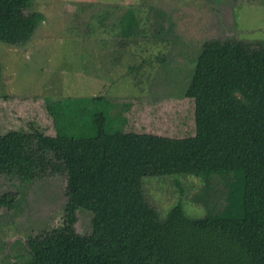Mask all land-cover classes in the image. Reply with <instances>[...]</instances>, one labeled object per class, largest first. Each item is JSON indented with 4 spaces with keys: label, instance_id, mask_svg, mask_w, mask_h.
<instances>
[{
    "label": "trees",
    "instance_id": "obj_1",
    "mask_svg": "<svg viewBox=\"0 0 264 264\" xmlns=\"http://www.w3.org/2000/svg\"><path fill=\"white\" fill-rule=\"evenodd\" d=\"M33 1L0 0V42L33 41L45 18ZM142 24L128 9L123 50ZM2 84L0 65V106L15 125L0 132V175L67 177L63 226L28 240L29 264H264V45L207 44L183 98H130L120 127L98 108L109 100L95 97L65 100L62 132L51 101L3 95ZM89 109L93 122L74 130ZM173 176L224 178L226 207L190 217L179 199L161 217L145 180ZM15 206L13 196L0 198V211ZM81 211L94 215L90 235L77 231Z\"/></svg>",
    "mask_w": 264,
    "mask_h": 264
},
{
    "label": "rangeland",
    "instance_id": "obj_2",
    "mask_svg": "<svg viewBox=\"0 0 264 264\" xmlns=\"http://www.w3.org/2000/svg\"><path fill=\"white\" fill-rule=\"evenodd\" d=\"M32 3L31 11L45 17L33 41L23 47L0 42L3 95L46 98L58 113L64 110L65 100L102 97L109 104H99L98 108L108 110L114 127L122 125L120 113L130 98L153 104L183 98L207 44L264 45V0ZM130 8L137 10L143 24L123 50L126 45L119 36V23ZM103 14L108 16L100 24ZM142 29L148 32L144 34ZM27 106L29 113L33 105L30 102ZM4 115L0 106V132L7 129L6 125L15 127L5 124ZM58 116L59 128L65 132L62 115ZM90 118L93 122L91 109L76 118L74 130L78 131L82 122L88 126ZM145 189L161 217H166L179 199L188 216L196 218L222 211L227 205V182L219 176L209 181L186 176L148 178ZM66 192L65 175H48L30 182L0 175V198L10 195L16 200L15 208L0 211V264L31 263L28 240L63 226ZM78 217V233L92 234L94 215L81 211Z\"/></svg>",
    "mask_w": 264,
    "mask_h": 264
}]
</instances>
